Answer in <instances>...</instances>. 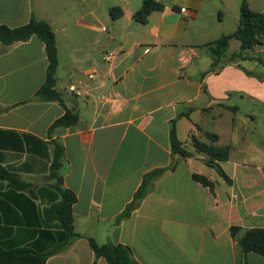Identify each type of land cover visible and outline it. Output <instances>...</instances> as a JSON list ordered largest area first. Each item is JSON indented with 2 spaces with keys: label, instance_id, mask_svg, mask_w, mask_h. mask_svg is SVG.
<instances>
[{
  "label": "crops",
  "instance_id": "0c3cea01",
  "mask_svg": "<svg viewBox=\"0 0 264 264\" xmlns=\"http://www.w3.org/2000/svg\"><path fill=\"white\" fill-rule=\"evenodd\" d=\"M156 1L164 10L142 24L134 15L143 0H0V25L16 28L32 17L49 23L56 89L79 114L74 126L50 132L66 108L36 97L49 64L44 43L35 35L0 44V169L19 181L16 188L0 177V246L54 247L41 232L59 231L47 215L61 200L51 178L59 143L62 187L77 197L81 238L46 264H108L96 259L88 238L130 247L140 264H264L263 256L244 255L237 238L264 228V49L241 53L239 42L231 52L232 38L214 64L207 45L236 31L242 0ZM248 4L264 12V0ZM112 7L122 17L114 20ZM173 128L187 147L192 136L204 140L203 132L230 145L229 159L218 162L230 182L204 156L174 154ZM172 165L118 220L145 175Z\"/></svg>",
  "mask_w": 264,
  "mask_h": 264
},
{
  "label": "trees",
  "instance_id": "16d2710c",
  "mask_svg": "<svg viewBox=\"0 0 264 264\" xmlns=\"http://www.w3.org/2000/svg\"><path fill=\"white\" fill-rule=\"evenodd\" d=\"M163 10L164 5L158 1L143 0L141 8L134 15V20L146 24L152 12ZM110 15L116 20L122 17L123 10L120 7H112L110 9ZM35 35L44 43L49 61L45 83L38 90L36 97L42 101L59 102L66 108L65 114L53 123L50 132L58 127L68 128L74 126L79 120V114L69 110L65 106L62 93L56 89V72L59 64L58 48L55 33L49 23L45 20L32 17L26 25L20 27L10 28L5 25H0V44L5 46L27 42ZM232 38H236L241 43V53L251 51L256 46L261 45L264 40V12H254L250 9L248 0L241 1L240 19L236 31L232 35H223L207 45L211 50L214 64L224 57ZM202 136L204 140L192 136L190 146L187 147L178 139L173 128L171 143L174 154H178L183 158L194 155L204 156L206 163L214 168L224 180L230 182L218 162L229 159L231 146L219 145V137L214 133L203 132ZM63 158L64 149L62 145L56 143L54 159L51 166V178L54 180L53 187L59 191L61 200L47 212V215L50 212L56 218L59 222V231L55 234H50L46 231L41 232L42 236L45 237V235H48L49 239L56 242L54 247L49 251H41L35 247V244L24 247L0 246V264H46L50 256L62 250L72 241L81 238V235L74 230L73 206L77 201V197L74 192L62 187L63 177L61 175V169L63 166ZM173 169L174 165L170 168L155 170L145 175L141 187L135 194L134 201L127 207L118 220L127 218L131 214V211L147 195L150 190V185L154 180ZM0 177L10 180L12 185L14 184V187H19V181L15 175L0 169ZM193 177L204 186L213 189V183L206 177L197 174H194ZM231 232L234 237H237L240 229L233 227ZM237 238L244 255L256 253L264 257V228L247 230ZM88 241L95 253L96 259L104 258L108 264H140L134 258L130 247L126 245L115 244L113 242L101 245L92 238H88ZM93 264L97 263L94 262Z\"/></svg>",
  "mask_w": 264,
  "mask_h": 264
},
{
  "label": "rangeland",
  "instance_id": "374dc122",
  "mask_svg": "<svg viewBox=\"0 0 264 264\" xmlns=\"http://www.w3.org/2000/svg\"><path fill=\"white\" fill-rule=\"evenodd\" d=\"M230 51L232 52H235V51H240V48H239V41L234 39L233 42L231 43V48H230ZM64 84H62V88L64 87Z\"/></svg>",
  "mask_w": 264,
  "mask_h": 264
},
{
  "label": "built area",
  "instance_id": "2783aa9c",
  "mask_svg": "<svg viewBox=\"0 0 264 264\" xmlns=\"http://www.w3.org/2000/svg\"><path fill=\"white\" fill-rule=\"evenodd\" d=\"M261 45H262V47H263V49H264V40H263V43H262ZM90 77L93 78L94 75L91 74ZM71 91H76V90H75V87H71Z\"/></svg>",
  "mask_w": 264,
  "mask_h": 264
}]
</instances>
